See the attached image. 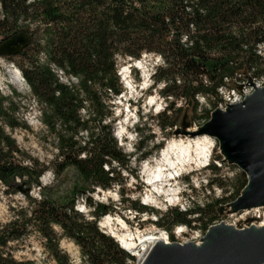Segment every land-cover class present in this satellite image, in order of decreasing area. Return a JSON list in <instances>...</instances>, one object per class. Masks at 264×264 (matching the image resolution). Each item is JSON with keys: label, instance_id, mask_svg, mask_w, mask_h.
Segmentation results:
<instances>
[{"label": "trees", "instance_id": "1", "mask_svg": "<svg viewBox=\"0 0 264 264\" xmlns=\"http://www.w3.org/2000/svg\"><path fill=\"white\" fill-rule=\"evenodd\" d=\"M0 14V44L20 31L29 37L13 57L20 58L17 64L23 80L41 105V122L55 136L53 172L59 175L73 166L85 181L104 188L117 180L113 163L126 169L131 157L122 152L113 135L111 100L122 92L118 56L130 60L143 52L161 56L151 87L156 90L162 83L157 92L167 100L165 118L177 99H192L197 111L196 97L203 95L215 108L216 87L244 67L252 76H264V58L255 52L256 44L264 41V0H0ZM40 51L46 54L43 63L38 59ZM52 66L74 77L77 85L59 81ZM85 107L83 115L80 110ZM16 109L12 96L0 92V187H4L0 192L7 195L22 184L39 185V177L49 168L25 154L5 129H30L16 117ZM210 112L203 109L199 118L206 121ZM175 121L157 118L164 130H171ZM149 153L139 150L141 157ZM242 175L233 199L247 183L246 174ZM24 196L25 204L13 205L11 220L0 225V264H29L15 257L13 243L30 232L42 237L55 264H69L68 255L59 248L62 236L78 246L80 260L88 264H127L131 258L114 237L99 229L100 216L112 211L108 204L86 197L91 210L85 215L75 209L74 199L59 202L45 191L38 197L28 192ZM127 200L136 211L147 208ZM221 200L212 206L197 205L193 212L200 213L194 219L215 220V204ZM188 212L172 208L158 222L188 223Z\"/></svg>", "mask_w": 264, "mask_h": 264}, {"label": "rangeland", "instance_id": "2", "mask_svg": "<svg viewBox=\"0 0 264 264\" xmlns=\"http://www.w3.org/2000/svg\"><path fill=\"white\" fill-rule=\"evenodd\" d=\"M44 54L45 52L43 51H40L38 54V59L41 63L45 60ZM143 54L144 52L138 59L131 60L129 57H117V74L118 80L122 86V92L111 100L113 103V117L115 118L112 123L114 126L113 135L122 152L131 155V157L126 169L118 166L117 163H113L114 170L117 172L115 174L117 180L111 183L110 188H104L98 184L85 181L73 166L66 167L63 173L59 175L53 172L52 163L57 155V142L54 134L40 120L41 105L36 103L34 97H31L29 86L24 82L23 77L20 81V86H16L11 82L13 72L17 70L20 71L17 64L20 58H14L13 55H0V92L6 96H12L17 104V109L15 110L16 117L24 121L30 128L27 130L18 127L11 130L5 127V129L12 135L25 154L29 155L31 158L38 159L49 167L39 177V185L35 183L28 187L26 184H22L15 193L9 195L0 192V225L11 220L14 211L13 205L16 207L25 204L24 194L27 192L30 196L38 197L41 191H45L50 198L59 202H66L69 199H74L77 209L85 215H88V212L91 210L88 204L84 202L86 197L91 198V200L95 202L99 201L108 204L112 211L105 214L104 218L102 217L98 220V226L101 231L110 236H112L111 234L113 233L118 240V234L123 233H130L136 238L140 236L134 235L135 231L132 228V224L135 222L139 223L141 227H147L149 226L150 218H154L155 216L160 218L162 215L164 217L167 210L176 208L177 211L182 212L180 201L177 203H170L165 200L166 197L164 195H158L157 198L159 202L157 204H148L142 214L137 216V212L130 207L129 201H126V198L137 200L140 203H143L142 201L147 202L145 197L149 191L150 185L147 187L143 182L146 178L143 169L147 162L144 163L143 169H141V160L149 158L150 161L154 156H156L155 159L158 158V156H160V149L162 150L171 140L170 138L189 136V134H182L185 130L188 132H192V130L197 131V128L203 124V119L199 118V115L202 113L203 109L212 110V108L210 107L209 101L202 98L201 95L197 99V111H194V101L192 99L185 101L177 99L174 109L165 112L166 116H168V118H165L163 112L167 100L157 92L162 86V83H160L155 90L150 87L153 83V79L146 78L148 74H153L154 68L161 65L162 62L161 60L157 61L152 54ZM154 54L159 55L157 53ZM12 65L14 68H12ZM135 65H137L138 68H136ZM124 69H126V71H131V79L136 82L135 89L128 88L127 82L129 80L121 78L124 76H122ZM245 77L244 74H241L239 81L242 79L245 80ZM66 83L69 84L68 82ZM232 85H237V81L230 82L229 86ZM13 91H15L16 94H13ZM127 105H129L128 108L126 107ZM178 108H180V110H178ZM80 111L85 115L87 112L86 107L84 110ZM157 118L159 121L175 119L176 125H174L171 130H169V128L164 130L157 124ZM122 126H124V129H121ZM120 130L122 131L121 134H119ZM153 132V137L147 138V136ZM80 134L82 139H86L85 133L80 132ZM122 134L123 136L120 141L116 136L119 137ZM124 136L127 137L124 138ZM209 138H212L214 142L211 162L203 166L200 170H196L191 174H184L179 180V184L185 186V188H190L187 201H183V203H185V208H188V205L191 207L189 209L191 212L187 213V218H193L200 213L193 212V209L197 208V205L199 207H206L207 204L212 206L215 200L219 198L222 200L218 205L216 203V206H214L216 208L217 218L221 219V222L223 221L237 228L249 227L250 223L248 224V222L250 221L249 219H252V216L248 214L245 215L244 212H246V210L240 211L241 216H247L249 220L248 222L245 221V227L239 224L237 220L238 214L230 216V214H225L223 212L229 207L228 204L234 200L233 194L238 185L237 182L240 178L244 177L242 173H245L236 164H230L226 160L222 161V155L217 144L218 139L213 137ZM140 149L142 152L148 151L150 153L147 154L146 157H141L142 155L139 154ZM202 180L204 183H201ZM16 181L19 182L20 180L17 179ZM194 184H199V188L194 186ZM3 188L4 187H0V190H3ZM121 193L123 194L121 195ZM209 212L210 211H208V213ZM218 212L221 214L219 215ZM106 216L111 217L112 225L110 228L103 224ZM146 217L148 219L143 221ZM210 224L213 225L218 223ZM162 225H164L167 230L173 228V226L167 223ZM55 228L56 231L60 233L59 228ZM170 240L173 241L177 239L173 236ZM42 241V237L38 233L30 232L29 235L24 237L21 241L13 243L15 257L20 261H28L29 264H55L48 250L42 245ZM59 248L68 255L69 264H88L80 260V250L70 238L64 236L60 237Z\"/></svg>", "mask_w": 264, "mask_h": 264}, {"label": "bare ground", "instance_id": "3", "mask_svg": "<svg viewBox=\"0 0 264 264\" xmlns=\"http://www.w3.org/2000/svg\"><path fill=\"white\" fill-rule=\"evenodd\" d=\"M52 67L60 81L68 82L69 84H66L69 86L77 85L78 81L74 77L67 76L63 70L56 66ZM126 72L124 69L122 76H125ZM125 79L127 78L125 77ZM21 80L20 71L13 72L11 82L20 86ZM255 102V98H251L245 109L235 107L225 115H215L206 131L199 136L170 138L171 140L162 148L160 156L155 159L156 161L150 160L144 165V176L150 185L145 197L147 203L157 204L159 202L158 195H164L167 202L176 203L178 179L172 178L178 174H191L211 162L214 142L212 138H209L211 136L208 133L217 134L222 138L224 149L241 164V157L248 160L250 164L252 163L253 167H247L246 170L248 169L250 172L253 190L245 198L264 199V113L255 107ZM121 129H124V126ZM121 132L120 130L119 134ZM243 210H246L245 215L252 216L250 221L247 216H244L245 221H249L250 225H255L252 209ZM103 224L110 228L111 217L106 216ZM205 233H201V239ZM118 238L123 247L127 249L133 247L137 240L143 241L140 242L142 252L149 251L150 246L156 241L165 239L164 236L154 233H144L137 238L130 233H123L118 234ZM212 244L213 246L204 252L194 253L186 249L163 252L158 248L151 255L152 258L159 255L160 259L157 264H252L258 259L264 260V240L261 237L242 236L241 234L229 238L220 236Z\"/></svg>", "mask_w": 264, "mask_h": 264}, {"label": "water", "instance_id": "4", "mask_svg": "<svg viewBox=\"0 0 264 264\" xmlns=\"http://www.w3.org/2000/svg\"><path fill=\"white\" fill-rule=\"evenodd\" d=\"M29 42V37L26 32L20 31L17 32L15 35L10 36L9 38L3 40L0 44V55L5 56H12L19 53ZM244 75L248 79V83L253 87V92L245 96V99L242 100L239 103H230L226 106L225 109L215 108V110L211 111L209 118L203 122L200 127L197 128V131H184L182 132L183 135L189 134V136H195L200 135L202 132L206 131V128L211 124V122L214 120L215 115L217 114H227L231 110H233L235 107H240L242 109H245L249 99L255 98V107H257L260 111L264 113V91L262 87H256L254 82L252 81L251 76L247 74L246 69L243 71ZM239 89H241V85H235ZM218 129V128H216ZM214 129V130H216ZM218 132V130H216ZM215 131V132H216ZM220 131V130H219ZM211 137L218 139V147L219 151L222 155L221 160H226L228 163L236 164L245 174H246V185L241 189L240 193L235 197V199L228 204L229 207L225 211H223L225 214H231L234 211H239L243 209H248L250 207H256V206H263L264 205V199L257 198L252 199L249 198L246 199L245 197L248 195V193L252 192V185H251V176L249 170L247 167H253L252 163L250 164L249 161L243 159L241 156L240 161L242 164L236 160L233 156H230V154L224 149L222 143V138H220L217 134L214 133H208ZM254 178H256L254 176ZM219 213V212H218ZM221 213H219L220 215ZM236 234H241L242 236H255V237H261L264 240V227L260 225H249V227L245 228H237L235 226L229 225L222 222H219L218 224H214L208 228V231L205 233L204 237L200 240L199 243H195L193 241H189L187 243H179L178 241L173 242H165L162 240L156 241L154 244L151 245V248L145 255V257L142 260L141 264H157L159 262L160 257L152 258L153 256L151 253L156 249H160L163 252L165 251H171L174 249H186L191 252H204V250L209 249L213 246V242L215 240H218L220 236L222 237H233ZM155 250V251H156ZM154 251V252H155ZM153 252V253H154ZM151 255V258L148 260V257ZM154 255V254H153ZM156 259V260H155ZM200 261V260H199ZM252 264H264V260L258 259L254 261Z\"/></svg>", "mask_w": 264, "mask_h": 264}, {"label": "built area", "instance_id": "5", "mask_svg": "<svg viewBox=\"0 0 264 264\" xmlns=\"http://www.w3.org/2000/svg\"><path fill=\"white\" fill-rule=\"evenodd\" d=\"M255 52L257 55H260L262 58H264V41L256 44ZM151 54L152 53H149V55ZM143 55H148V54L144 52ZM152 56H154V58L157 61L161 60L162 62L160 55H156L153 53ZM44 57H45V60H44L45 62L46 61L45 54H44ZM244 69H246L247 74L251 76L252 81L254 82L255 86L262 87L264 91V76L263 75H261L260 77L252 76L251 71L248 70L246 67H244L243 69L237 70L232 77L225 78L224 79L225 84H222L216 87V92H218V98L215 100V108L225 109L226 106L229 105L230 103H239L245 99V96L253 92V87L248 83V79L246 77H245V80L242 79L239 81L241 74H244L243 73ZM149 75H152V74H149ZM236 81H237V85L242 86L241 89H239L237 86H233V85L229 86L230 82H236ZM205 82L209 83L207 80H205ZM201 96L202 98H204L203 95ZM198 97L199 96H197L196 98L198 99ZM175 177L178 179L177 180L178 182L177 183V195L175 197V200H177L176 203L180 201L179 203H181L182 211H188V209H190L191 207L188 205V208H185L184 206L185 203H183V201H187V198L189 195L188 193L186 195H183L182 191L189 189V187L185 188V186H182L181 184H179V180L183 177L182 175L181 177L174 176V179ZM144 180H145V184L147 185L148 182L146 181V179ZM194 186L199 188V184H194ZM142 202L143 204L148 205L147 202L145 201H142ZM75 209H77L76 205H75ZM249 209H252V212H254L255 225H260L264 227V205L250 207ZM78 211L80 212V210ZM237 214H238L237 220L239 224L245 227V219L243 216H241L240 210L234 211L233 213L230 214V216L237 215ZM104 216H100V218L102 217L104 218ZM147 219L148 218L146 217L143 219V221H146ZM219 222H221V219L219 218H216L215 220H212V221L207 220L203 223H200L199 221L192 218L191 221L188 223H176L173 225V228L171 230H167L164 225L158 222V218L155 216L154 218H150L149 226L141 227L139 223L135 222L132 224V228L135 231V234L134 233L133 234L136 236L143 235L144 233H154V234H160L164 236L165 237L164 241L166 242H171L170 240L172 239L171 236H174L175 239L177 240H173V241H178L179 243H187L189 241L199 243L201 240V233L208 231V228L210 227V223H219ZM97 224H98V221H97ZM111 235L115 237L120 247H123L122 243L117 239V237L113 233ZM140 242H143V241L137 240V243L133 247L128 248V249L123 247L127 251V253H129V255L131 256V258H128L127 264H141L142 263V260L148 251H143V252L141 251Z\"/></svg>", "mask_w": 264, "mask_h": 264}]
</instances>
